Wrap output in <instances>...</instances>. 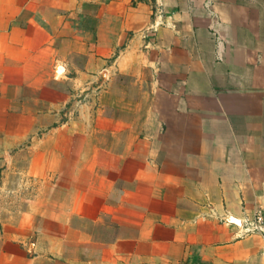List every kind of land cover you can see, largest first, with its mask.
<instances>
[{"label":"crops","instance_id":"0c3cea01","mask_svg":"<svg viewBox=\"0 0 264 264\" xmlns=\"http://www.w3.org/2000/svg\"><path fill=\"white\" fill-rule=\"evenodd\" d=\"M257 212L264 0H0V264H264Z\"/></svg>","mask_w":264,"mask_h":264},{"label":"built area","instance_id":"2783aa9c","mask_svg":"<svg viewBox=\"0 0 264 264\" xmlns=\"http://www.w3.org/2000/svg\"><path fill=\"white\" fill-rule=\"evenodd\" d=\"M91 90L88 86L82 87L76 93V100L84 101ZM94 90L98 91L99 87H95ZM238 224H240L243 233H257L264 237V216L261 212L255 213L252 217L245 216Z\"/></svg>","mask_w":264,"mask_h":264}]
</instances>
